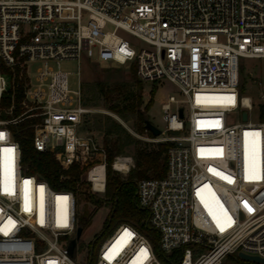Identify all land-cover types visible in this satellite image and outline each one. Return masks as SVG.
I'll list each match as a JSON object with an SVG mask.
<instances>
[{
    "label": "built area",
    "instance_id": "obj_1",
    "mask_svg": "<svg viewBox=\"0 0 264 264\" xmlns=\"http://www.w3.org/2000/svg\"><path fill=\"white\" fill-rule=\"evenodd\" d=\"M241 57H264V0H0V264H79L77 196L25 171L13 124L37 118L36 149L87 167L92 190L106 189L107 151L78 133L93 110L70 89L63 59L78 60L79 74L83 61L134 66L142 81L176 83L189 106L186 115L172 94L162 104L172 134L153 140L172 142L167 170L138 180L154 236L122 221L95 264H264L240 256L264 258V94L252 120ZM112 166L127 173L135 161L117 155Z\"/></svg>",
    "mask_w": 264,
    "mask_h": 264
},
{
    "label": "trees",
    "instance_id": "obj_2",
    "mask_svg": "<svg viewBox=\"0 0 264 264\" xmlns=\"http://www.w3.org/2000/svg\"><path fill=\"white\" fill-rule=\"evenodd\" d=\"M131 68L134 73L133 78L141 89L142 80L137 77L136 70L134 71L135 67L132 66ZM98 94L103 96L109 110L121 118L137 115L139 119L137 123L138 132L148 131L150 136L155 137L151 131L147 130L145 124V110L149 109V104L144 110L141 108L142 95L140 91L124 89L121 84L118 89H114L109 87L106 81H98L83 96L84 104L87 106L94 105ZM21 96V94L16 96L15 115L22 112L19 105ZM6 103L4 101V104ZM261 111V118L264 119V105H262ZM2 116L5 117L6 114L2 113ZM36 120L35 117L25 118L12 125L14 136L21 146L23 168L27 173L35 174L46 180L55 189L72 190L77 199L83 201L85 205L91 203V206H88L89 208L79 218L80 226L83 229L92 223L99 208L109 206L107 226H110L114 221H129L142 228L150 236H154L155 231L150 226L143 224L144 220L149 219V213L139 205L137 197L138 180L165 175L168 166V149L172 145L171 141H160L158 146L153 148L139 146L135 155V166L131 169L129 176L123 178L119 171L113 168L112 162L117 155L126 151V146L131 145L136 139L120 122L111 116H107L103 122L100 119L97 123L98 128L103 131L108 165L105 196H99V193L92 190L90 182L84 177L87 167L81 168L79 164L73 163L68 168H64L54 152L36 149L34 145V123Z\"/></svg>",
    "mask_w": 264,
    "mask_h": 264
},
{
    "label": "rangeland",
    "instance_id": "obj_3",
    "mask_svg": "<svg viewBox=\"0 0 264 264\" xmlns=\"http://www.w3.org/2000/svg\"><path fill=\"white\" fill-rule=\"evenodd\" d=\"M130 38L133 39L132 37ZM135 41L139 43L138 40ZM141 44H143V42H141ZM52 64L54 65V68H58L55 62H52ZM40 65H42L41 61L31 63L30 70L34 76ZM60 68L63 71L68 72L70 89L76 91L81 89L83 96L86 95L98 81H106L108 86L114 89H118L121 84L124 89H133L136 92L140 91L142 95L141 108L144 110L146 105L149 104V109L145 110V112L150 117V120L162 130H165L166 128V124L162 116V104L167 102V99L171 94L180 100V106L184 107L186 115L189 113V106L184 101L186 99V95L176 83L168 79H162L158 82L142 81V88L140 89L139 85L135 81V78H133L134 73L132 68L128 66H109L108 61H102L99 63L83 61L81 67L82 71L81 74H79L78 60L63 59L60 63ZM240 72V93L242 95H250L254 98L255 106L250 111V118L252 120H259L258 103H260V97L264 94V57H241ZM90 96H92V93H90ZM95 102L96 103L94 105L89 106L93 111L87 114L86 121L78 127V133L80 135L85 136L93 133L99 136V139L103 141V131L98 128L97 122L100 119L101 122H103L107 116H111L120 122L136 139V141H134L131 145L126 146V151L120 155L133 156L135 161L136 151L139 146H147L150 148L158 146L160 141L153 140V138H158V136L152 137L148 131L143 133L138 132L137 123L139 122V119L137 115H130L128 118H121L119 115L109 110L105 99L100 94H98L97 98H95ZM175 107L176 104H173V109ZM231 115H233L236 121L242 120L239 115V111H234ZM164 134L168 135L172 134V132H162L160 135ZM102 160L103 159L99 161ZM130 171L127 173L119 171V173L123 178H127ZM84 177L86 178V174ZM98 195L105 196V193L99 192ZM260 196L264 197V190L261 192ZM88 206H91V203H89V205H85L83 201L78 199L79 218L83 213H85L87 208H89ZM109 211V206L99 208L93 217L92 223L83 229L82 236L78 241L76 250L79 264H95L98 258V248L100 243L105 238L109 237L116 226L122 222L114 221L110 226H107L106 220L108 218ZM96 237L97 240L94 243L93 257L91 258V246ZM226 263L257 264L249 260H235L233 258L228 259Z\"/></svg>",
    "mask_w": 264,
    "mask_h": 264
},
{
    "label": "water",
    "instance_id": "obj_4",
    "mask_svg": "<svg viewBox=\"0 0 264 264\" xmlns=\"http://www.w3.org/2000/svg\"><path fill=\"white\" fill-rule=\"evenodd\" d=\"M181 115H183V108H181ZM244 118H247V112L244 113ZM145 124L147 127V130L151 131L155 136H159L162 133V129L159 128L157 125H155L151 120L150 117L148 116V114L146 113V117H145ZM143 224L147 225V222L144 220ZM83 228L81 226L78 227L77 230V238L81 237ZM76 240L77 239H73L72 244L68 247V250L70 251L71 254H73L75 245H76ZM240 256H242L243 258L246 259H251L254 261H262L264 262V258L258 256V255H251V254H247L244 252H240Z\"/></svg>",
    "mask_w": 264,
    "mask_h": 264
},
{
    "label": "bare ground",
    "instance_id": "obj_5",
    "mask_svg": "<svg viewBox=\"0 0 264 264\" xmlns=\"http://www.w3.org/2000/svg\"><path fill=\"white\" fill-rule=\"evenodd\" d=\"M117 166H121L122 168H127V165L125 164V165H121V163L120 162H117Z\"/></svg>",
    "mask_w": 264,
    "mask_h": 264
}]
</instances>
